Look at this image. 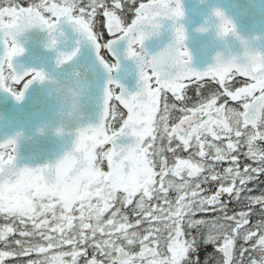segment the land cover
<instances>
[{
  "label": "snow or ice",
  "instance_id": "6c2138e0",
  "mask_svg": "<svg viewBox=\"0 0 264 264\" xmlns=\"http://www.w3.org/2000/svg\"><path fill=\"white\" fill-rule=\"evenodd\" d=\"M5 2L9 6L0 7V46L3 47L0 88L17 101L23 99L24 91L33 81L45 79L42 71L29 70L20 75L13 66V59L24 52L16 37L29 28H45L51 37L48 47L53 48L57 43L58 25L66 20L95 45L97 58L108 72L116 70L119 62L106 60L101 48L110 52L119 41H126L127 56L140 58L142 64L139 65V90L128 93L118 82L109 80L100 122L80 128L72 150L55 163L18 168L16 139L0 142V215L24 226L19 229L22 239L14 241L20 251H0V264H4L6 258L28 256L33 252L43 258L28 260L27 264H79L81 257H87L89 246L95 253L85 264H105V260L107 264H183L196 244L195 239H184L185 225L207 228L205 243L216 244L222 239L217 251L223 255V264H232L238 238L245 242L256 238L253 249L259 252L260 258L251 259L250 264H264V221L258 223L255 230L246 228L250 211L229 215L226 204L221 202L224 194L234 193L238 199L254 175L264 173V148L257 144L264 141V55L245 49L250 66L241 67L243 61L230 62L196 71L185 66L190 63L191 54L186 47H181L186 37L178 24L172 27L174 37L167 48L155 56L142 52L144 41L159 35L163 21L182 17L181 0L140 3L135 8V18L127 26L115 11L107 9L104 0H89L87 7L91 11L80 6L79 0H61V3L40 0L27 8L13 6L14 0ZM121 6V0H114L115 9ZM98 7L105 8L107 32L115 37L103 45L98 43L92 28ZM77 12L79 14H75ZM215 14L222 15L219 11ZM230 24L223 20L224 35L234 31V27H228ZM77 52L78 49L61 52L57 64L72 60ZM169 55L175 57V65L162 74L153 62ZM237 74L252 82L233 91L227 81ZM206 77L216 81L223 91L213 93L192 107H180L183 115L170 125V114L177 105L168 103L166 93L170 92L176 101L183 103L187 99L185 81H201ZM25 78L28 79L23 83V90L16 91L12 85L20 84ZM115 89H119V94ZM221 95L241 102L243 111L226 107L227 100L217 106ZM113 98L127 111L118 129L109 121V117H118L115 109L110 108ZM163 141L167 144L161 143ZM241 142L247 146L244 155L259 167L245 166L243 172L240 170L239 157L233 153L239 150ZM104 145L110 147L105 151ZM98 148L101 151L98 152ZM178 149L194 151L187 158H181L176 155ZM166 152L172 154V163ZM105 160L108 171L100 166ZM224 161L234 167L225 168L223 174L216 172L215 165ZM206 171L209 175H202ZM197 178L201 179L193 183ZM209 180L219 181L220 186L214 194L202 195L201 184ZM170 192L176 193L174 200L169 198ZM118 193L123 195L118 196ZM134 201L132 215L136 219L130 222L121 207L127 208ZM117 202L121 207H116ZM248 202L261 205L264 210V197H248ZM209 211L224 214L212 220L193 219L198 212ZM109 212L111 215L105 219ZM28 223L31 231L27 230ZM145 224L143 232L137 230ZM15 231L12 225L0 227V242L7 246L9 235ZM35 236L45 243H31L28 238ZM162 238L166 241V253L159 247ZM137 244L140 251L131 252L129 249ZM65 246H70L71 250L54 251ZM245 251L247 249H241V257ZM49 252L53 254L48 255ZM97 253L105 260L97 259Z\"/></svg>",
  "mask_w": 264,
  "mask_h": 264
},
{
  "label": "water",
  "instance_id": "95a60500",
  "mask_svg": "<svg viewBox=\"0 0 264 264\" xmlns=\"http://www.w3.org/2000/svg\"><path fill=\"white\" fill-rule=\"evenodd\" d=\"M181 2L185 16L179 23L186 29L185 46L192 56V69L202 72L215 65L217 52L223 53L225 57L230 53L239 56L247 47L253 53L264 55V0ZM216 9L223 11L232 20L238 35L244 40L243 44L235 36H229L224 41L218 39L213 28L206 32L197 31L198 28L206 26V19L214 20L212 13ZM104 25L107 31L106 17ZM107 34L111 36L110 33ZM55 36L57 43L53 48L48 47L51 39L48 31L40 27L30 28L17 37L24 52L13 59L16 73L22 75L29 70H37L42 71L47 79L42 82L33 81L24 91L20 101L0 88V142L9 138L16 139L18 168L53 164L66 152L71 151L76 138L74 129L77 123L80 127H85L100 122L105 88L109 80L118 82L128 93H135L140 88L139 69L136 63L125 55L126 41L117 42L110 52L105 49L113 63L119 62L116 70L108 72L97 58L95 45L82 33L77 32L72 23L62 21ZM110 38L106 39L105 43ZM172 38V21L165 20L159 35L150 36L141 51L146 52L148 56L155 55L171 43ZM76 49L77 55L72 60L57 64L61 52L68 53ZM0 54H3L2 46ZM240 77L250 80L248 77ZM27 79L15 84L19 86L17 91L23 90V83L27 82ZM115 92L119 94V89ZM73 100L76 103L75 122L68 125L71 130L56 135L54 129L65 124L68 104ZM115 101L123 108L119 101ZM178 120L179 118L174 124ZM41 129L43 131H40Z\"/></svg>",
  "mask_w": 264,
  "mask_h": 264
},
{
  "label": "trees",
  "instance_id": "16d2710c",
  "mask_svg": "<svg viewBox=\"0 0 264 264\" xmlns=\"http://www.w3.org/2000/svg\"><path fill=\"white\" fill-rule=\"evenodd\" d=\"M38 2H39V0H14L13 6H18L20 4L26 5V4L38 3ZM7 6H9V5H8V3L5 2V0H0V7H7ZM109 8L113 9L114 7H109ZM114 10L116 12H119V13L121 12V14L123 12H126L125 20H129L133 14V7H124V9H115L114 8ZM96 13L100 14V8L97 9ZM92 28H93L94 33L97 35L98 41L101 44H103V42L106 39V35H105V31H104L103 24L101 23V21L93 20L92 21ZM101 54L105 57L106 60L111 62L110 58L107 56V54L105 53L103 48L101 49ZM234 77L235 78L230 79V81H234L236 78H238L236 75ZM227 84H228V87L230 88V90L234 88V85H231L229 83V81H227ZM12 86L15 90L18 89V85L13 84ZM198 89H199V94H198ZM222 91H223V88L216 81H214L212 79H203L201 81L192 80V81H188L186 83L185 95H186L187 99L183 103L176 101L175 98L172 96V94L166 93L168 103L169 104L176 103V105H177V108L172 110V112L170 114L169 124L171 125L176 119H178L180 116L183 115V113H181L179 111L180 107H185V106L186 107H192L194 104L199 103L200 100H202V99L206 100L213 93H221ZM225 100H227L226 107L235 108L238 111L241 110L240 103H231L228 101L226 96L221 95L217 102H222V101L225 102ZM161 107H162V105H161ZM110 108H114L116 113L118 114V117L116 119L109 117V121L112 123V126L117 129L121 125L122 119L125 118L126 112L122 107H120L114 101V99H112L110 101ZM159 115H160V113H158V116ZM249 130H250V126H249ZM210 139H211V137H210ZM161 143L166 145L167 141H163ZM175 143H177V142L174 141L173 146H175ZM217 143H221V142H217ZM223 143L226 144V141H224ZM257 144L260 148H264V141H257ZM245 147H246V145H244L243 142H241V146H240L239 150L237 152H234L233 155H237L239 157V160H240V158L243 159L241 161L252 163L253 167H259V164L257 162H255V161L244 156ZM107 148H108V145L103 146V150L106 151ZM97 151L99 152V151H101V149L98 148ZM191 151H194V149H190L189 152H184L182 149H178L176 155L180 156L181 158H187L190 155ZM165 155L168 156L169 163H172L173 162L172 154L166 152ZM208 162L211 163V161H208ZM100 166H101V169L103 171H107L106 160ZM227 167H229L228 161L220 162V163H217L215 165V171L218 173L221 171L223 172V170ZM202 175H209V173L206 171ZM263 175H264V173H261L258 176L254 175V179L251 180L247 184L248 186H250L252 188L251 189L252 197H264ZM201 178H197L196 180L193 181V183L199 182V179H201ZM215 187H216V181L209 180L207 183H202L201 188L204 189V191L202 192V195L207 196V195H210V193H214ZM120 195H123V194L118 193V196H120ZM175 197H176L175 192L169 193L170 199L174 200ZM136 199H138V197ZM239 200H241V199L240 198L237 199V201H236L237 204L240 202ZM153 202L156 203L157 201H153ZM134 205H135V201L133 202V205H130L127 208H123L117 202L116 207H121V211L126 212L129 215L130 222H134L136 219V217L132 215V209L134 208ZM251 207H252V209H251V212L249 215V224L245 227L250 228L252 230H255V226L258 223H260L261 221H264V210H262V206L258 205V204L252 205ZM226 211L229 215H234V213L231 210H229L228 207L226 208ZM223 214L224 213L221 212V216H223ZM110 215H111V212L106 213L105 219H107ZM217 217H218L217 211L216 212L209 211V212H198L193 217V219L212 220V219H215ZM221 222H223V221H221ZM4 225H12L17 229V231H15L9 235L7 246L5 245V243L0 242V250L13 251V252L20 251L19 247L14 243V241L17 239H22L19 236V229L23 228L24 226L20 225L19 221H15L13 223L12 220L5 219L3 215H0V227H2ZM144 227H147V225L145 224L140 229H137V230L143 232ZM27 230L31 231V224L30 223L27 224ZM184 231H185L184 239H186V240L195 239L196 244L194 246L195 250L190 251L188 253V257L183 262V264H223V255L217 251V247L220 244H222V239L218 240L216 242V244L205 243V238L207 236V228H205V227L188 228L185 225ZM163 235L166 237L167 233L165 232ZM28 239H30L31 243H33V244L45 243L44 241L40 240L39 236L31 237ZM97 239H100L99 235L97 236ZM162 241H165V240L162 238L161 242ZM248 242H245L242 238H240L239 241L236 240L235 245H234V254H236L237 247H241V246L244 247V245ZM121 243H123V242L121 241ZM139 248H140V246H139V244H137V245L132 246L129 250L132 252V251H135ZM64 249L65 250H71L70 246H65ZM243 255L246 256L247 251H245L243 253ZM34 256H36V254L32 253L28 256L9 257V258L5 259L4 264H27V261L33 260Z\"/></svg>",
  "mask_w": 264,
  "mask_h": 264
},
{
  "label": "flooded vegetation",
  "instance_id": "af4514ba",
  "mask_svg": "<svg viewBox=\"0 0 264 264\" xmlns=\"http://www.w3.org/2000/svg\"><path fill=\"white\" fill-rule=\"evenodd\" d=\"M143 1H147V0H134V2H133V0H121V5L122 6H121L120 9H124V7H133V14H132V17L129 20H125L126 12H123L121 14V12L120 13L116 12L114 10V8H113V11L116 12V14L122 19L123 24L126 25L127 23H129L132 20V18L135 15L134 8L139 3L143 2ZM38 3H40V2H38ZM79 3H80V6L85 7L87 11H91V9L87 7L88 4H89V0H79ZM104 5L107 8L114 7V0H104ZM98 8H100V14L96 13V15L92 18V21L93 20L101 21V23L103 24L105 35L108 38L110 36L107 34L105 26H104L105 17L103 15V12H104L105 8L104 7H98ZM75 14H79V13L77 12ZM233 78H235V77H233ZM249 82H250L249 80H245V79H241V78H236L234 81H230L229 80V83L231 85H234L235 88L239 87L241 85H246ZM256 94H258V92ZM221 103H223V102H221ZM221 103H218V104H221ZM234 103H240L241 104V102H238V101H235ZM246 152H247V146L245 147V153ZM241 160H243V159L240 158V160H238V163H239L240 170L242 172H243V169H244L245 166L253 167L252 163L244 162V161H241ZM229 166H233L234 167V165H231L230 162H229ZM219 173L223 174L222 171L219 172ZM263 181H264V175H263ZM229 183H230V181L225 182V186H227ZM219 186H220V182L216 181L215 191L218 189ZM237 187H240L239 181H237ZM244 188H245V190L243 192H241L240 197H239L241 200H239L240 202L238 204L236 202L237 198L235 197L234 193L231 196H229L228 194H224L221 197V202L226 204L228 209L231 210L234 214H236V213H238L240 211H250L251 212V209H252L251 206L252 205L249 204L248 197H252V195H251V189L252 188L250 186H248V185L244 186ZM214 193H210V195H212ZM217 212H218V217H220L221 216V212H219V211H217ZM237 240L239 241L240 238H238ZM255 242H256V238H253L248 243H246L244 245V247H242V246L241 247H237L236 254H234V260H233L232 264H250V260L251 259L259 260V258H260L259 257V252L253 249V245L255 244ZM159 247H160V250L164 251L165 253L167 252L166 244H163L161 242ZM241 249H247V255L246 256L243 255L241 257ZM59 250L70 251V250H65L64 248L63 249H59ZM139 251H140V249H139ZM139 251L135 250V251H133V253H138ZM94 253H95V250L92 247L89 246L88 247V255H87V257H81V259L79 261V264H85V260L86 259H90L93 256ZM96 256H97V259L105 260V258L102 257V256H99L98 253L96 254ZM68 259H70V258H68ZM105 262H107V261L105 260Z\"/></svg>",
  "mask_w": 264,
  "mask_h": 264
},
{
  "label": "clouds",
  "instance_id": "9594fccd",
  "mask_svg": "<svg viewBox=\"0 0 264 264\" xmlns=\"http://www.w3.org/2000/svg\"><path fill=\"white\" fill-rule=\"evenodd\" d=\"M171 7H176V5H171ZM181 7H182V12H183L182 17H180V18H178V19H176V20H170V21H172V27H173L174 24H178V25H180V26L183 27L184 35H185V37H186V39H187L186 29H185V27H184L183 24H180V23H179V21L182 20V19L184 18V16H185V12H184V8H183V5H182V2H181ZM216 11H219L222 15H221L220 17H218V16L215 14ZM212 16L214 17V20H213V19H206V22H205V23H206V26L198 28L197 31H199V32H206V31H208L210 28H213V29L215 30V34H216L217 38L220 39V40H222V41L226 40L229 36H235L237 39L241 40V43H242V44L244 43L243 38L240 37V36L238 35L237 31H236V26L234 25V23L232 22V20H231L230 18H228V17L225 15V13H224L223 11H221V10H219V9H216V10L213 11ZM223 20H228V21H230L231 24L228 25V27H229L230 29L234 27V31L230 30V31L228 32L227 35H224V34H223V31H222V27H221V25H222V23H223ZM37 27H39V26H37ZM40 28H42V27H40ZM29 29H30V28H29ZM42 29H45V28H42ZM27 30H28V29H27ZM141 30H145V29L141 28ZM147 31H151V29H147ZM25 32H26V30L21 31V32L17 35V37L20 36V35H22V34H24ZM17 37H16V40H17V42L21 45V43L19 42V40L17 39ZM173 37H174V32H173ZM148 38H149V37H148ZM148 38H147V39H148ZM147 39H146V40H147ZM186 39H185V40H186ZM146 40H145V41H146ZM185 40L182 42L181 47H186V46H185ZM145 41H144V42H145ZM172 41H173V38H172ZM172 41H171V43H172ZM171 43H169V44H171ZM169 44H168V45H169ZM168 45H167V46H168ZM21 46H22V45H21ZM167 46L164 47L161 51H163L165 48H167ZM186 48H187V47H186ZM245 49H248V48L246 47ZM187 50H188V49H187ZM248 50L251 51L250 49H248ZM161 51H159V52H161ZM188 51H189V50H188ZM244 51H245V50H244ZM244 51H243L239 56H237V55L234 54V53H230V54L228 55V57H225L224 54L221 53V52H217V53H216V56H215V61H216L215 64L226 65V64H228V63H230V62H232V63H240L241 61H243V63L240 64L241 67H247V66H250L249 58H248L247 56L244 55ZM126 52H127V47H126V50H125L126 58L133 60V61L136 63V65H137V67H138V69H139V72H140L141 68H140L139 65L142 64L141 59H140V58H137V57L129 58V57L127 56ZM159 52H157V53H159ZM251 52H252V51H251ZM157 53H156V54H157ZM156 54H155V55H156ZM155 55H152V56H155ZM233 57H235L236 59L233 60ZM182 59H186V58H182ZM191 60H192V56H191ZM153 63H154V67H156L157 70H159V71L163 74V73L165 72L166 69H170L172 66L175 65V57H173V56H171V55H169V56H164V57H158L156 60H154ZM190 63H191V61H190ZM190 63H189L188 65H185V66H186V67H190ZM106 70H107V69H106ZM16 74H17V73H16ZM44 76H45V74H44ZM45 79H47L46 76H45ZM45 79H44V80H45ZM44 80H43V81H44ZM70 95H72V93H70ZM75 109H76V103H75V101L73 100V101H71V102L68 104V111H67V114H66V115H67V119H66V121H65V124H62V125H60V126H57V127L54 129V133H55L56 135H61V134L65 133L66 131L71 130V129L68 127V125H70V124H72V123L75 122ZM80 128H82V127H80V126L78 125V123H77V126H76V128L74 129L75 132L77 133V131H78ZM40 131H43V130L41 129ZM75 139H76V138H75ZM66 153H67V152H66Z\"/></svg>",
  "mask_w": 264,
  "mask_h": 264
},
{
  "label": "rangeland",
  "instance_id": "374dc122",
  "mask_svg": "<svg viewBox=\"0 0 264 264\" xmlns=\"http://www.w3.org/2000/svg\"><path fill=\"white\" fill-rule=\"evenodd\" d=\"M52 2H55V3H61L60 0H52ZM47 15L46 16H50L49 13H46ZM210 139V137H209ZM140 249V248H139ZM139 249L137 251H139ZM54 251H60L59 249H56ZM133 252V251H132ZM34 254H36V256H34V259L33 260H38V259H42L43 257L42 256H39L37 255V253L33 252ZM32 254V253H31ZM53 253L52 252H49L48 255H52Z\"/></svg>",
  "mask_w": 264,
  "mask_h": 264
}]
</instances>
